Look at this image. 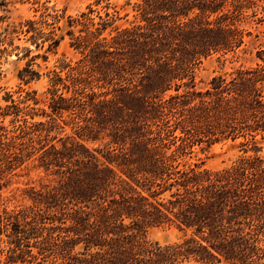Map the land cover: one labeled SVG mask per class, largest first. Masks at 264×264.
I'll list each match as a JSON object with an SVG mask.
<instances>
[{"label":"trees","instance_id":"1","mask_svg":"<svg viewBox=\"0 0 264 264\" xmlns=\"http://www.w3.org/2000/svg\"><path fill=\"white\" fill-rule=\"evenodd\" d=\"M109 5L92 0L68 15L78 56L47 69L46 100L35 89L19 87V100L6 92L0 191L29 164L48 182L23 188V205L0 204V264H264V44L253 65L195 81L204 59L245 45V23L263 24L264 0H133L134 20L106 35L119 18ZM46 9L9 31L10 44L22 34L43 50L23 48L24 84L63 38V14ZM238 138L242 153L225 167L184 161ZM155 226L182 237L152 242Z\"/></svg>","mask_w":264,"mask_h":264},{"label":"rangeland","instance_id":"2","mask_svg":"<svg viewBox=\"0 0 264 264\" xmlns=\"http://www.w3.org/2000/svg\"><path fill=\"white\" fill-rule=\"evenodd\" d=\"M92 0H0V107L9 103L5 101L6 92H11L12 97L15 100H19L23 93H20L19 87L25 90L35 89L37 96L41 100H46L48 93L46 92L48 77L46 71L48 68H52L56 64V60L63 56L67 60H75L78 56L77 52L70 47V36L67 34L69 29L67 25L68 15L76 16L82 11H87V6ZM104 3L99 5L92 4L95 12L92 15L96 16V11L101 15L104 14ZM109 12H113L114 9L118 11V19L106 28L104 34H109L116 27H124L129 25L134 20L133 0H110ZM47 7V11L51 12L52 9H57L63 14L60 24L62 25L60 34L63 38L60 40L56 54L48 53L46 61L40 57L35 59L33 68H38L42 73L41 77L28 84H24L18 77L19 70L24 66L28 57H24L23 48L29 46L31 48V54L37 52L43 53V50H37L33 45H30L25 41L22 34L20 39L14 37L12 44H10L11 36L9 34L12 25H18L20 21L25 18L36 17L44 12ZM94 21L97 22L98 18L95 17ZM244 26L251 31V34L246 37L245 45H243L233 56H218L213 54L199 65L196 70L195 81L197 87H205L210 78L218 73L229 72L233 68L240 65L250 66L256 61L255 51L260 44H264V22L263 24H256L254 22L245 23ZM78 27L73 28L74 33H78ZM47 66V68H46ZM21 94V96H20ZM2 124L6 129H12L10 124V117L7 116L4 119L0 116ZM2 131L0 130V133ZM257 142L259 144L258 155L264 157V136H258ZM245 140L238 138L236 140H222L210 146H203L202 148L195 147L194 152L190 158H186L184 161L187 164L202 162L203 166L210 169H219L229 165L235 158L241 153V148L244 147ZM85 144L90 149H95L99 146L98 142L85 141ZM101 159H104L99 153ZM48 182L43 173L34 168L32 164L22 168L18 175L9 178V182L0 191V204L6 205L9 208L19 206L27 203V198L23 194L22 189L29 185L39 186L41 183ZM146 237L152 242H158L161 245L176 242L181 239L182 234L173 226H155L150 227L147 230ZM3 248H6L2 244ZM0 259L4 261L5 250L0 253ZM191 264V263H190ZM198 264V263H193Z\"/></svg>","mask_w":264,"mask_h":264}]
</instances>
